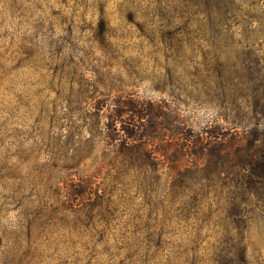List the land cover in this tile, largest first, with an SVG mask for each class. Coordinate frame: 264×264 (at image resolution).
I'll list each match as a JSON object with an SVG mask.
<instances>
[{"label": "rangeland", "instance_id": "obj_1", "mask_svg": "<svg viewBox=\"0 0 264 264\" xmlns=\"http://www.w3.org/2000/svg\"><path fill=\"white\" fill-rule=\"evenodd\" d=\"M127 2L0 0V264H89L98 241L145 218L136 153L121 142L140 139L127 137L131 103L177 106L160 90L176 61L128 33ZM202 4L229 120L222 145L207 148L224 146L226 159L198 165L194 190L174 209L182 222L191 216L218 229L216 264H264V0ZM117 113L124 122H111ZM179 113L197 121L195 131L215 116L200 105ZM171 118L170 110L156 116L148 139H168L161 125ZM153 188L163 193V180Z\"/></svg>", "mask_w": 264, "mask_h": 264}, {"label": "trees", "instance_id": "obj_2", "mask_svg": "<svg viewBox=\"0 0 264 264\" xmlns=\"http://www.w3.org/2000/svg\"><path fill=\"white\" fill-rule=\"evenodd\" d=\"M125 12L128 25L133 27L129 34L156 48L161 44L164 58L176 61L160 90L174 99L177 106L171 100L161 103L148 100L131 103L128 108L136 111L127 137L139 135L140 139H123L121 145L136 153L131 165L140 169L144 179L140 190L146 199L145 218L141 221L138 214L136 220L124 223L123 235L110 242L98 241L97 246L103 247L94 252L89 264H216L221 239L218 229L191 216L182 222L174 209L186 192L194 190L198 165L224 163L226 159L224 146L216 153L207 148L222 145L220 139L227 137L225 122L229 120L224 119V104L218 101L223 87L221 64L199 20L204 14L202 0H128ZM183 59L189 64L181 68L179 61ZM179 105L204 106L215 116L195 131L197 121L180 120ZM167 110L172 113L171 124H162L161 129L169 131V138L160 137L154 144L153 139H148V132L157 127L155 117L165 115ZM115 116L118 117L111 118L114 124L125 121L122 113ZM120 129H124L123 125ZM194 141L204 147L191 144ZM161 180L164 189L160 194L153 187L155 181L160 184ZM15 228L20 231V227ZM37 242L28 240L25 248L38 251ZM20 247L13 248L18 251Z\"/></svg>", "mask_w": 264, "mask_h": 264}]
</instances>
